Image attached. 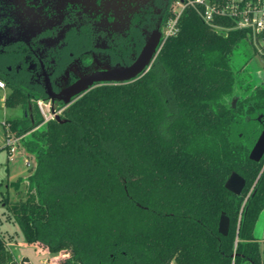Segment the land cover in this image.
I'll use <instances>...</instances> for the list:
<instances>
[{
	"label": "trees",
	"instance_id": "1",
	"mask_svg": "<svg viewBox=\"0 0 264 264\" xmlns=\"http://www.w3.org/2000/svg\"><path fill=\"white\" fill-rule=\"evenodd\" d=\"M178 26L143 76L93 88L25 143L36 165L10 207L29 242L70 253L60 264H264L254 235L264 156L249 158L264 129V79L232 62L248 34L219 32L193 7ZM0 77L5 104L25 113L9 129L22 134L36 112L33 126L43 122L32 98L44 96ZM233 171L246 179L240 195L225 187ZM10 261L0 237V264Z\"/></svg>",
	"mask_w": 264,
	"mask_h": 264
},
{
	"label": "flooded vegetation",
	"instance_id": "2",
	"mask_svg": "<svg viewBox=\"0 0 264 264\" xmlns=\"http://www.w3.org/2000/svg\"><path fill=\"white\" fill-rule=\"evenodd\" d=\"M172 6L173 0H0V75L32 97L43 95L63 119L93 88L133 82L148 71ZM149 41L157 46L148 68L112 80L124 76L121 70L138 61Z\"/></svg>",
	"mask_w": 264,
	"mask_h": 264
},
{
	"label": "rangeland",
	"instance_id": "3",
	"mask_svg": "<svg viewBox=\"0 0 264 264\" xmlns=\"http://www.w3.org/2000/svg\"><path fill=\"white\" fill-rule=\"evenodd\" d=\"M232 62L238 69H241L242 73L249 74L253 82L261 83L264 79V60L257 55L249 43L242 44L237 48L232 56ZM10 92L11 89L8 86L0 88V237L12 255V261L7 264H22L24 258L28 259L29 264H60V260L64 257L68 259L70 253L66 249L57 253L45 252L42 247L29 242L10 207L11 202L26 197L28 191L27 177L33 173L36 165V157L34 154L27 153L25 143L33 138L34 131L45 124L40 122L37 126H33L39 121L36 112L32 122L25 121L21 125L22 134L18 135L17 129L11 131L4 123L9 124L15 119L21 120L25 113L21 105L9 107L5 104V98ZM33 104L38 109L35 101ZM14 138L16 142L13 145L14 151L11 152L7 143ZM20 179L21 181L17 186L16 182ZM263 233L264 210L254 230L264 259Z\"/></svg>",
	"mask_w": 264,
	"mask_h": 264
},
{
	"label": "built area",
	"instance_id": "4",
	"mask_svg": "<svg viewBox=\"0 0 264 264\" xmlns=\"http://www.w3.org/2000/svg\"><path fill=\"white\" fill-rule=\"evenodd\" d=\"M188 7L195 8L203 20L219 32H247L249 44L264 60V0H173L172 14L165 25V39L178 33L179 19ZM0 88H6L1 78ZM36 103L43 123L55 119L61 113L58 107L54 110L50 100L39 98ZM4 124L9 127L7 122ZM15 142L14 138L7 143L11 152L14 151Z\"/></svg>",
	"mask_w": 264,
	"mask_h": 264
},
{
	"label": "water",
	"instance_id": "5",
	"mask_svg": "<svg viewBox=\"0 0 264 264\" xmlns=\"http://www.w3.org/2000/svg\"><path fill=\"white\" fill-rule=\"evenodd\" d=\"M157 43L153 41H149L147 47L143 51L141 57L128 68L122 69L121 71L124 72V76L122 77H114L112 80L123 82L130 80L132 78L137 77L140 73H142L148 66L151 64L152 57L156 51ZM68 102V100H67ZM56 107H54V110ZM56 120L59 122H64L65 119H62L60 116L56 117ZM264 156V129L260 133L257 141L255 142L254 146L252 147L249 158L253 161L260 162ZM246 185V179L240 175L238 172L233 171L229 178L225 183V187L237 194L240 195ZM219 232L222 235H228L230 230V218L224 212L222 213L219 221ZM22 264H29L28 259L24 258L21 262Z\"/></svg>",
	"mask_w": 264,
	"mask_h": 264
}]
</instances>
